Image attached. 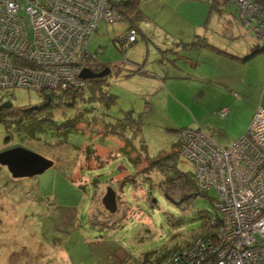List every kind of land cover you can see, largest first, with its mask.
Returning a JSON list of instances; mask_svg holds the SVG:
<instances>
[{
  "label": "rangeland",
  "instance_id": "374dc122",
  "mask_svg": "<svg viewBox=\"0 0 264 264\" xmlns=\"http://www.w3.org/2000/svg\"><path fill=\"white\" fill-rule=\"evenodd\" d=\"M209 2L139 0V20L100 23L88 42V54L95 59L89 64L113 69L105 89L117 97V103L105 112V119L122 117L128 111L141 116V138L152 158L173 150L190 116L189 110L177 106L179 102L173 95L174 89H184L174 77L187 64L169 48L175 40L191 39L193 26L204 24L208 18L209 28H223L227 20H219V14L229 15L230 20L237 16L231 3L224 4L219 13L210 11ZM130 26H135L136 42L119 45L118 37ZM127 61L142 64L144 71L165 83L168 95L154 91L149 98L151 105L159 104L156 110L151 105L145 110L148 97L136 90L140 77L123 76L129 70L125 67ZM44 94L22 88L4 89L0 90V101L23 109L39 105ZM76 108H93L99 114L105 110L84 102ZM94 138L75 133L62 144L50 135L38 141H20L0 123V151L21 146L53 162L43 174L29 178H13L6 167L0 166V264H151L164 252L215 230L208 225V217L216 215L214 190L184 201L182 190H177L170 192L171 200L158 189L162 176L157 172L150 175L151 183L140 179L135 187L129 182L121 185L123 178L136 175L126 157H115L121 142L108 137L100 143ZM213 142L220 147L232 145ZM92 144L98 155L86 159V147ZM177 169L192 173L193 165L178 157ZM108 187L116 193L117 209L113 214L102 205ZM147 254L151 257L145 260Z\"/></svg>",
  "mask_w": 264,
  "mask_h": 264
},
{
  "label": "built area",
  "instance_id": "2783aa9c",
  "mask_svg": "<svg viewBox=\"0 0 264 264\" xmlns=\"http://www.w3.org/2000/svg\"><path fill=\"white\" fill-rule=\"evenodd\" d=\"M133 0H0V90L27 89L58 96L83 83L87 51L100 23L122 21L119 9ZM264 4V0H259ZM232 0L239 20L264 38V7ZM130 31L119 45L136 42ZM216 114L224 118L226 109ZM179 155L193 165L196 190H214L215 230L196 237L162 264H264V107L246 132L220 147L201 129L184 128Z\"/></svg>",
  "mask_w": 264,
  "mask_h": 264
},
{
  "label": "trees",
  "instance_id": "16d2710c",
  "mask_svg": "<svg viewBox=\"0 0 264 264\" xmlns=\"http://www.w3.org/2000/svg\"><path fill=\"white\" fill-rule=\"evenodd\" d=\"M254 1L261 4L259 0ZM138 3L139 0H133L120 7L119 13L122 16V21L128 20L132 22L141 18V11L138 8ZM226 3L232 4V0H210V11H217L220 13L222 6ZM261 5L264 7V4ZM130 31L136 33L135 26H130L125 34ZM178 45L181 46L184 51L189 49L198 50L210 46L204 38L199 36H196L191 43L185 44L180 42ZM248 58L249 56L245 57L243 60H247ZM95 65V63L91 62L88 68L93 71L92 68ZM102 66L103 68L108 67L112 69L108 65ZM126 66L129 70L124 72V77L140 72V64L127 61L125 67ZM112 71L110 70V73L102 78L83 80L80 86L68 88L58 96L48 93L49 100H47L46 93L39 92L44 94L43 101L39 105L20 109L14 107L9 101H0V123L4 125L6 131H12L20 141H38L41 136L50 135L58 140L59 144H62L70 134L75 133L88 134L91 137H95V141L100 143L105 141L108 137L117 138L121 144L115 150V157L117 155L126 157L136 170V175L123 178L122 181H120L121 185L129 182L135 187V185H139L140 179L151 183L150 175L157 172L162 176V180L157 184V187L167 198H170V192L173 193L177 190H182V201L192 196L206 195L196 190L193 172L182 173L177 169V160L178 157H181L179 155L180 138L171 152H162L158 156L152 158L148 156L146 145L141 138V116H134L132 111H128L122 117L111 120L105 119V112L117 103V97L109 94L105 89L107 77ZM80 102L98 104L105 110H101L102 114H99V112L93 108L79 110L76 107ZM11 138L12 135L8 136L7 139L11 140ZM136 144L138 146H136ZM95 151L96 148L94 144H92V146H87L86 159L93 157L91 156L93 154L95 158L96 155H98L97 151ZM102 161L100 162L102 163ZM91 220L93 222L94 218L91 217ZM205 236V234L200 235V237ZM190 243L164 252L151 264H162L172 255L178 254ZM150 257L151 254H147L145 260Z\"/></svg>",
  "mask_w": 264,
  "mask_h": 264
},
{
  "label": "crops",
  "instance_id": "0c3cea01",
  "mask_svg": "<svg viewBox=\"0 0 264 264\" xmlns=\"http://www.w3.org/2000/svg\"><path fill=\"white\" fill-rule=\"evenodd\" d=\"M218 16L219 20H227V26L209 28L208 18L204 24L193 26L191 39L175 40L174 46L169 48L187 64L174 77L183 83L184 89H174L173 95L180 109L189 110L188 127L185 128L201 129L217 143L233 144L248 129L256 109L264 107V38L257 39L251 27L239 20L238 12L234 20H230L229 15ZM196 36L204 38L210 46L184 51L178 45L180 42L191 43ZM142 67L141 64L140 72L125 78L140 77L136 80V83L139 81L136 90L148 97L145 110H150L149 98L154 91L168 94L165 83ZM158 105L155 103L151 108L156 110ZM222 109L227 110L224 118L216 114Z\"/></svg>",
  "mask_w": 264,
  "mask_h": 264
},
{
  "label": "water",
  "instance_id": "95a60500",
  "mask_svg": "<svg viewBox=\"0 0 264 264\" xmlns=\"http://www.w3.org/2000/svg\"><path fill=\"white\" fill-rule=\"evenodd\" d=\"M109 73L108 67L99 73L84 68L79 77L81 80H89L105 77ZM47 100H49V96H47ZM0 166L6 167L13 178H29L43 174L53 166V162L24 147L14 146L0 151ZM173 201L177 204V201ZM102 205L109 213L116 212V193L113 188H107Z\"/></svg>",
  "mask_w": 264,
  "mask_h": 264
},
{
  "label": "flooded vegetation",
  "instance_id": "af4514ba",
  "mask_svg": "<svg viewBox=\"0 0 264 264\" xmlns=\"http://www.w3.org/2000/svg\"><path fill=\"white\" fill-rule=\"evenodd\" d=\"M89 66V65H88ZM91 67V66H90ZM93 72H95V73H99V72H101V71H103L105 68H103V66L100 64V65H98V66H93ZM111 71H112V69H110Z\"/></svg>",
  "mask_w": 264,
  "mask_h": 264
}]
</instances>
